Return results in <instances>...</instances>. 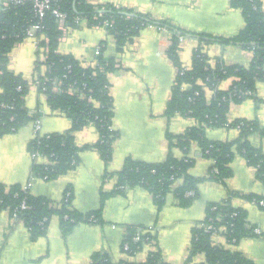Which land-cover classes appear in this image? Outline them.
I'll list each match as a JSON object with an SVG mask.
<instances>
[{"label":"crops","instance_id":"obj_1","mask_svg":"<svg viewBox=\"0 0 264 264\" xmlns=\"http://www.w3.org/2000/svg\"><path fill=\"white\" fill-rule=\"evenodd\" d=\"M91 5H113L116 8L131 9L147 14L154 20H166L181 29L196 35L180 43L179 58L182 68H192V55L200 47L210 60L211 68L216 63L226 66L238 65L248 68L253 59L250 50L238 44L223 45L198 41L197 35L205 34L216 38H230L244 27L240 10L232 7L231 0H86ZM264 11V5H263ZM61 30L57 53L70 55L84 68L95 64V51L103 49L106 59L115 60V70L107 75L109 92L113 103L111 128L117 133L112 144V157L107 166L94 150L79 154L76 168L52 181L36 179L28 189L36 197L49 199L53 204L61 202L64 193L71 196L70 207L85 215L98 210L100 192H110L117 184L116 174L124 162L131 159L145 163H162L168 154L166 132L177 136L195 125L194 121L181 115H174L169 121L164 113L171 97V88L177 74L166 53L170 47L169 33L153 25L143 28L139 35L127 44L121 54L116 51L114 39L102 26H90L81 21L77 27ZM46 52L36 49L31 39H24L14 46L8 55L7 68L20 75L28 84L25 107L29 114L39 112L38 126L34 122L14 134L0 138V184L25 186L32 175V158L28 143L36 136L63 134L72 129L70 119L59 112H51L46 96L39 91L36 80L45 77L43 63ZM264 70V67H263ZM235 79L223 80L218 89L229 91ZM1 92V89H0ZM208 101L214 92L204 89ZM237 119L257 121L264 128V82H257L253 97L240 104H231L227 121ZM238 130L222 127L208 129L206 138L215 142H233ZM75 145L82 149L94 146L98 132L88 125L75 132ZM253 148L264 154V138L258 134L249 137ZM176 159L184 157L193 161L188 174L194 178H207L212 162L201 156L194 144L187 154L179 149L172 150ZM46 165L48 160L39 159ZM231 176L224 183L207 180L198 187L199 196L190 207L182 208L173 195L166 197L164 207L157 213L152 196L141 187L126 189L123 193L108 199L102 209L101 222H80L64 235L57 216H53L45 237L35 241L21 220L10 219L7 212H0V264H90L91 257L104 254L114 263H143L149 253L159 251L167 264H183L187 258L192 230L202 224L206 217V206L219 203L231 197L234 209L246 214L248 226L258 228L261 237L244 238L235 245L225 244L221 236L215 242L223 248L242 254L253 264H264V211L253 201L242 196H256L264 200V185L256 181L255 169L236 154L230 164ZM108 174L111 177L105 178ZM177 181L174 188L181 185ZM152 232L156 241L146 244L134 256L123 252V241L128 229ZM204 262L198 255L192 264Z\"/></svg>","mask_w":264,"mask_h":264},{"label":"trees","instance_id":"obj_2","mask_svg":"<svg viewBox=\"0 0 264 264\" xmlns=\"http://www.w3.org/2000/svg\"><path fill=\"white\" fill-rule=\"evenodd\" d=\"M56 5L65 14L68 27H77L81 21H86L90 26L102 27L106 22H113L112 27H107L106 30L115 41L118 54L146 26L153 25L167 30L170 47L166 55L177 69V74L164 115L169 121L178 114L193 120L195 125L177 136L166 132L168 154L164 162L152 164L127 159L116 174L115 188L110 192L101 190L98 210L89 214L82 215L70 207L71 196L68 191L64 193L61 202L55 205L47 198L31 195L20 185L0 184V212L5 211L10 218L16 216V220L23 221L32 241L46 236L48 223L53 216L59 218L64 235L76 224L90 222L92 217L96 222H101L100 216L106 201L134 187H141L152 196L157 213L164 207L166 197L171 193L180 207H190L198 199V187L201 183L207 180L224 183L231 176L230 164L236 154L241 155L255 169L256 181L264 185V154L249 143V137L253 134L264 138V128L257 121H227L230 105L240 104L246 98L253 97L256 83L264 82V0H231L232 7L241 11L245 23L235 36L216 38L205 34L197 35L200 44H238L252 51L253 59L248 68L226 66L219 62L211 68L209 58L198 47L193 52L192 68L189 71H185L180 63L179 38L192 37L196 35L194 33L166 20H154L147 14L113 5H91L86 0H59ZM76 19L79 20L78 23ZM37 24L41 28L37 36L42 37L39 46L46 49V58L43 63L36 62V67L44 65L47 69L45 77L38 78V88L46 96L50 111L59 112L70 119L72 129L63 134L36 136L28 143L27 149L31 156L39 155L51 162L50 165H43L32 161V174L41 180H55L74 170L79 162V154L91 149L99 153L104 166H107L112 157V144L117 138V133L111 128L113 103L107 79V75L115 70V60L104 58L101 48L95 58V66L84 68L72 56L58 54L57 47L62 33L57 20L51 14L38 20L28 2L23 5L13 4L8 9L0 5V138L18 132L37 119L25 107L29 84L7 68L9 53L25 39V31ZM228 78L235 79L232 87L229 91H220V83ZM59 83L61 85L58 87ZM205 88L214 92L210 101L205 97ZM88 125L96 128L98 141L94 146L80 149L75 145L74 133ZM222 127L237 129L238 138L233 142H215L206 138L208 129ZM194 144L199 147L201 156L213 164L207 178L191 177L188 170L193 161L186 157L176 159L172 154L175 148L187 154ZM214 169L217 170L216 174L213 173ZM110 177L108 174L104 175V179ZM180 180L181 185L173 189ZM189 192L193 195L187 196ZM242 197L255 202L264 211V200L261 198L252 195ZM230 199L228 197L206 206L205 220L192 230L188 255L183 264H192L198 255L204 256V262L199 264H253L238 252L215 246L210 232L204 227L223 226L224 235L232 245L244 238L257 237L253 233L254 228L248 226L246 214L232 208ZM22 204L29 209L23 210ZM140 230L128 229L123 241V246L128 247L127 250L123 249L126 255L134 256L144 245L156 241L155 235L143 234ZM136 236L137 241L134 240ZM90 264L114 263L107 255L96 254L91 257ZM117 264L167 263L162 260L160 252L156 251L149 253L143 263Z\"/></svg>","mask_w":264,"mask_h":264},{"label":"built area","instance_id":"obj_3","mask_svg":"<svg viewBox=\"0 0 264 264\" xmlns=\"http://www.w3.org/2000/svg\"><path fill=\"white\" fill-rule=\"evenodd\" d=\"M59 0H2L1 1V6L2 8L4 9H8L10 8V6H12L13 4L14 5H23L25 2H28L30 3L31 5V8L33 10V13H34V16L38 19V20H42L47 14H51L56 20H57V23H58V26H59V29H63L64 27V24H65V19H66V16L65 14H63L59 7L56 5V3L58 2ZM76 22L78 23L79 20L76 19ZM113 25V22H106L104 23L103 25V28L106 30V28L108 27H112ZM40 26L37 24V25H33L31 27H29L26 31H25V39H31L35 48L36 49H40L42 51H45L46 52V49H43L39 46V43L40 41L42 40V37L38 38L37 36V33L38 31L40 30ZM165 31V29H163ZM107 31V30H106ZM183 38H179V41L182 42ZM100 50H101V47L98 46L96 48V51H95V58L99 55L100 53ZM95 66V64H94ZM36 85L38 86L39 85V82L38 80H36ZM61 85V83L58 84V87ZM39 87V86H38ZM72 91V90H71ZM70 92V91H69ZM40 115L39 112H33L31 116H36V120L34 121V124L35 126L37 127L38 126V116ZM32 158V161H36L38 162L39 159H46L45 157H42V156H39V155H34V156H31ZM47 160V159H46ZM51 162L48 161V163L46 165H50ZM213 173L216 174L217 173V170L214 169L213 170ZM38 179L37 177H35L33 174L31 175L30 177V180L27 182V184L25 186H23V189L24 190H28L33 182ZM45 181V179H44ZM193 193L192 192H189L187 194V196H192ZM262 204V203H261ZM23 210H28L29 207L28 206H25L24 204H22V207H21ZM12 220H16L17 217L16 216H13L12 218H10ZM90 222L91 223H95L96 220L92 217L90 218ZM206 228V230L208 232H210V236H211V240L213 242V244L217 247H223V245L221 243H217L215 242V238L217 236H221L223 238V242L225 244H230L232 245L228 240L227 238L225 237L224 233H225V228L223 226H220V227H214L212 225H207V226H204ZM141 231V230H140ZM141 233L145 234V233H152V232H149V231H141ZM253 233L257 236V237H261L262 236V232L258 229V228H255L253 230ZM135 241L138 240V236H136L134 238ZM123 249L124 250H127L128 247L127 245H124L123 246Z\"/></svg>","mask_w":264,"mask_h":264},{"label":"water","instance_id":"obj_4","mask_svg":"<svg viewBox=\"0 0 264 264\" xmlns=\"http://www.w3.org/2000/svg\"><path fill=\"white\" fill-rule=\"evenodd\" d=\"M1 1H2V0H0V4H1ZM125 15H126V14H125Z\"/></svg>","mask_w":264,"mask_h":264},{"label":"rangeland","instance_id":"obj_5","mask_svg":"<svg viewBox=\"0 0 264 264\" xmlns=\"http://www.w3.org/2000/svg\"><path fill=\"white\" fill-rule=\"evenodd\" d=\"M38 62V61H37Z\"/></svg>","mask_w":264,"mask_h":264}]
</instances>
